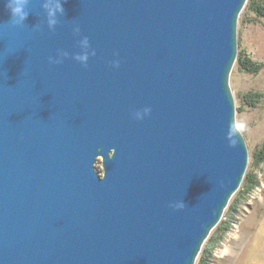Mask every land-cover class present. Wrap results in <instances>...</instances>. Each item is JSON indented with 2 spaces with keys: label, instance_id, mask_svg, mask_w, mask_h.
Wrapping results in <instances>:
<instances>
[{
  "label": "water",
  "instance_id": "1",
  "mask_svg": "<svg viewBox=\"0 0 264 264\" xmlns=\"http://www.w3.org/2000/svg\"><path fill=\"white\" fill-rule=\"evenodd\" d=\"M6 2L0 264H196L249 166V0H28L20 24Z\"/></svg>",
  "mask_w": 264,
  "mask_h": 264
},
{
  "label": "rangeland",
  "instance_id": "2",
  "mask_svg": "<svg viewBox=\"0 0 264 264\" xmlns=\"http://www.w3.org/2000/svg\"><path fill=\"white\" fill-rule=\"evenodd\" d=\"M250 1L238 22V59L230 78L236 121L246 124L242 133L248 146L249 166L240 190L205 243L196 264H203L204 260L205 264H264V161L256 164L264 145V17L254 12L246 16ZM241 57L259 64L261 70L258 73L243 70ZM96 170L103 176L102 158L98 159ZM251 175L256 183L247 190ZM218 251H224V255H218Z\"/></svg>",
  "mask_w": 264,
  "mask_h": 264
},
{
  "label": "trees",
  "instance_id": "3",
  "mask_svg": "<svg viewBox=\"0 0 264 264\" xmlns=\"http://www.w3.org/2000/svg\"><path fill=\"white\" fill-rule=\"evenodd\" d=\"M250 12H254L258 16L264 17V3L261 0H251L248 6V13L246 15L247 17ZM240 66L243 70H246L251 73H258L261 70V66L259 64L254 63L247 57H241ZM248 100H250V102H254L251 96H248ZM262 161H264V145L262 150L256 157V164H260ZM248 183L249 186L247 190H251L256 183L255 177L253 175L249 176ZM213 246L215 245L213 244ZM207 253L209 254L210 250H208ZM203 264H205V260L203 261Z\"/></svg>",
  "mask_w": 264,
  "mask_h": 264
},
{
  "label": "clouds",
  "instance_id": "4",
  "mask_svg": "<svg viewBox=\"0 0 264 264\" xmlns=\"http://www.w3.org/2000/svg\"><path fill=\"white\" fill-rule=\"evenodd\" d=\"M27 3L28 0H7L5 3V8L15 24H20L27 19V13L25 11ZM55 10L63 11L62 5L60 3H56ZM53 14L54 12H50V15ZM245 128L246 124L242 121L234 120L230 125L232 133L243 132Z\"/></svg>",
  "mask_w": 264,
  "mask_h": 264
},
{
  "label": "bare ground",
  "instance_id": "5",
  "mask_svg": "<svg viewBox=\"0 0 264 264\" xmlns=\"http://www.w3.org/2000/svg\"><path fill=\"white\" fill-rule=\"evenodd\" d=\"M217 254L220 255V256H223L224 255V251H218Z\"/></svg>",
  "mask_w": 264,
  "mask_h": 264
}]
</instances>
